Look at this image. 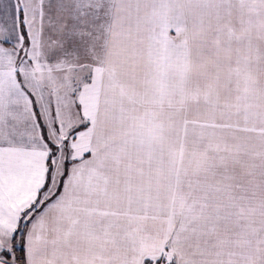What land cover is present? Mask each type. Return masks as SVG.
Returning <instances> with one entry per match:
<instances>
[{"label":"snow or ice","instance_id":"1","mask_svg":"<svg viewBox=\"0 0 264 264\" xmlns=\"http://www.w3.org/2000/svg\"><path fill=\"white\" fill-rule=\"evenodd\" d=\"M0 264H264V0H0Z\"/></svg>","mask_w":264,"mask_h":264}]
</instances>
